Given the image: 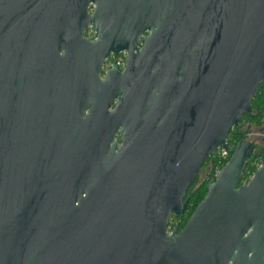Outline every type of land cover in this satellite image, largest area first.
Instances as JSON below:
<instances>
[{
    "label": "water",
    "instance_id": "water-1",
    "mask_svg": "<svg viewBox=\"0 0 264 264\" xmlns=\"http://www.w3.org/2000/svg\"><path fill=\"white\" fill-rule=\"evenodd\" d=\"M263 82L264 0H0V264H218L248 230L263 252L250 140L169 229Z\"/></svg>",
    "mask_w": 264,
    "mask_h": 264
},
{
    "label": "trees",
    "instance_id": "trees-1",
    "mask_svg": "<svg viewBox=\"0 0 264 264\" xmlns=\"http://www.w3.org/2000/svg\"><path fill=\"white\" fill-rule=\"evenodd\" d=\"M254 111L252 114L246 113L242 121L239 125L235 126L228 137V142L232 145L231 154L228 159H221L217 152L213 153L208 159L206 160L203 167H207V171L205 172V176L202 179V181H199L198 178L196 179V182L191 186L189 189L186 200L189 201L188 209L185 214H182L180 219L181 222H175L171 224V227H169L170 230H173L177 225H179V230L183 229L199 205V203L204 199L206 195V187L209 182L215 181L216 174L219 169H221L231 158L234 150L236 149L237 145L244 140H250L255 143L256 145V151L252 155V157L247 162V167L245 170V173L241 179L242 184L244 181L248 180L252 174L254 173L256 167L255 162L256 161H263L264 162V146L260 147L258 146L257 142L255 140H252L249 134V130L246 129L248 127L246 126H252V125H263L264 124V82L262 83L260 87L259 94L256 96V98L253 101ZM202 167V169H203ZM199 181V183H198ZM170 225V223H169Z\"/></svg>",
    "mask_w": 264,
    "mask_h": 264
},
{
    "label": "flooded vegetation",
    "instance_id": "flooded-vegetation-1",
    "mask_svg": "<svg viewBox=\"0 0 264 264\" xmlns=\"http://www.w3.org/2000/svg\"><path fill=\"white\" fill-rule=\"evenodd\" d=\"M89 11L90 13L93 12L92 6L90 7ZM92 29L94 30L93 24L90 23L85 29L84 37H87L93 41L96 39V35H94L93 37L88 35V31ZM148 34H149L148 32H145L143 36L148 35ZM138 48L139 50H141L142 47L139 46ZM63 52L64 51H62V54ZM127 56H128V52L126 50L121 51L118 55L112 52L104 60V63L102 66V72L100 73V79L105 80L107 72L114 67H118L120 70H124L126 67ZM119 57H124L125 64L124 65H112L114 61L119 59ZM117 104L118 102L115 101L113 106L110 108V111H113L115 107L117 106ZM86 113L87 114L91 113L90 108L86 109ZM250 231L251 230H248L246 234L242 236L240 239H238L235 243H231L229 245L222 244V251L219 255L218 264H264V251L258 252L256 250L255 243L251 240V238H249ZM261 247L262 246L260 245V248Z\"/></svg>",
    "mask_w": 264,
    "mask_h": 264
},
{
    "label": "rangeland",
    "instance_id": "rangeland-1",
    "mask_svg": "<svg viewBox=\"0 0 264 264\" xmlns=\"http://www.w3.org/2000/svg\"><path fill=\"white\" fill-rule=\"evenodd\" d=\"M88 35L93 37L95 35V31L92 29V30H89L88 31ZM249 130V134H250V137L252 138V140H255L258 144V146L260 147H263L264 146V124L263 125H260V126H257V125H252V126H246ZM257 162V161H256ZM207 167H203V169H201L199 175H198V180L199 181H202V179L204 178L205 176V172L207 171ZM198 181V183H199ZM181 215L179 217H176L174 214L171 216L170 218V225L169 227H171V224L172 223H175V222H181V219H180Z\"/></svg>",
    "mask_w": 264,
    "mask_h": 264
},
{
    "label": "built area",
    "instance_id": "built-area-1",
    "mask_svg": "<svg viewBox=\"0 0 264 264\" xmlns=\"http://www.w3.org/2000/svg\"><path fill=\"white\" fill-rule=\"evenodd\" d=\"M125 64V61H124V57H119V59H117L116 61H114V63L112 64V65H124ZM231 150H232V145L228 142V146L226 147V148H222V149H219V150H217V151H215V152H217V154H218V156L221 158V159H228L229 158V156H230V154H231ZM214 152V153H215ZM263 164H264V162L263 161H257V162H255V167H256V169H255V171L257 170V169H259L260 167H262L263 166ZM220 170V169H219ZM218 170V171H219ZM217 171V172H218ZM254 171V172H255ZM252 176H253V174H252ZM251 176V177H252ZM251 177H250V179H251ZM249 180V179H248Z\"/></svg>",
    "mask_w": 264,
    "mask_h": 264
}]
</instances>
